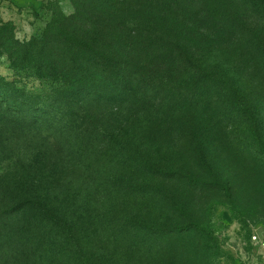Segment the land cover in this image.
<instances>
[{"label": "trees", "instance_id": "16d2710c", "mask_svg": "<svg viewBox=\"0 0 264 264\" xmlns=\"http://www.w3.org/2000/svg\"><path fill=\"white\" fill-rule=\"evenodd\" d=\"M70 1V15L49 2L51 20L30 42L0 37V55L19 73L49 81L62 121L106 140L123 165L162 185L179 181L189 195L218 191L240 214L254 210L237 201L249 192L264 200V98L251 93L255 82L264 92V37L228 20L239 1L264 11V0ZM5 88L15 84L0 77ZM219 118L233 121L235 134L225 136ZM214 149L240 168L222 173ZM175 228L210 233L191 221ZM200 248L207 251L203 240Z\"/></svg>", "mask_w": 264, "mask_h": 264}, {"label": "rangeland", "instance_id": "374dc122", "mask_svg": "<svg viewBox=\"0 0 264 264\" xmlns=\"http://www.w3.org/2000/svg\"><path fill=\"white\" fill-rule=\"evenodd\" d=\"M50 1L74 11L70 0H0V37L40 36ZM239 3L229 25L264 37V11ZM33 73H19L0 55V77L15 84L0 90V264H264V200L247 193L238 205L254 210L240 214L218 191L189 195L179 181L150 180L107 152L106 140L62 121V105L46 93L51 83ZM258 83L251 93L264 98ZM258 115L264 120V108ZM217 120L225 136L235 134L233 121ZM214 151L222 173L240 168ZM183 195L189 200L176 199ZM185 221L209 235L175 228Z\"/></svg>", "mask_w": 264, "mask_h": 264}]
</instances>
